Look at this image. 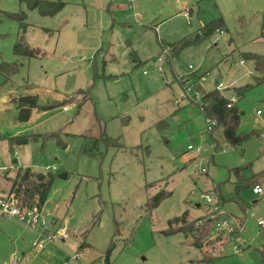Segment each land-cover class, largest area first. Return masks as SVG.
Here are the masks:
<instances>
[{"label":"rangeland","instance_id":"1","mask_svg":"<svg viewBox=\"0 0 264 264\" xmlns=\"http://www.w3.org/2000/svg\"><path fill=\"white\" fill-rule=\"evenodd\" d=\"M63 1L47 16L26 0H0V63H18L11 77L0 75V188L17 168L54 174L42 211L50 232L68 231L54 241L64 264H105L107 252L108 264H264V80L248 57L264 55V0ZM20 12L24 31L9 16ZM220 18L197 44L171 50ZM17 41L33 56L14 54ZM193 74L187 92L180 79ZM213 89L234 94L236 131L247 135L237 145L220 127L208 129L194 98ZM27 95L54 107L17 121L15 100ZM14 135L29 140L11 152L4 137ZM90 138L98 143L84 152ZM255 176L261 195L252 192ZM158 193L166 196L149 209ZM205 195H217L219 218L240 227L221 237L217 254L196 246L190 231H168L176 217L211 211ZM204 248L215 258L205 259Z\"/></svg>","mask_w":264,"mask_h":264},{"label":"trees","instance_id":"2","mask_svg":"<svg viewBox=\"0 0 264 264\" xmlns=\"http://www.w3.org/2000/svg\"><path fill=\"white\" fill-rule=\"evenodd\" d=\"M27 6L30 9H36L40 14L52 16L61 11L65 2L63 0H26ZM9 16L15 17L19 21L21 31H24L26 28V23L24 22L25 14L23 12L12 14ZM223 25V22L220 19L211 21L203 26H201L195 33L184 36L176 41H174L170 47L174 52L179 51L184 47H188L194 44H197L205 36L210 35L212 32L217 30ZM260 35L264 38V8L262 10L261 22H260ZM160 46L163 49L166 45L163 41H160ZM13 52L16 55L22 56H33V52L26 46H24L21 41H17L14 44ZM249 59L254 62V69L258 76L256 80H264V55L261 54H249ZM18 71V63L16 61L8 63H0V75L5 77H11L12 74ZM197 80L195 75L184 77L180 79L181 85L187 79ZM183 80V81H182ZM234 91L239 92L238 88H233ZM239 96L241 93H236ZM232 95L227 96L223 91L218 89L209 90L202 92L197 104L200 108V111L205 115L206 118H209L214 121V125L211 128L220 127L223 131V137L229 143L237 145L241 137L247 136L243 134L242 136L237 134L236 127L239 121L240 112L235 104V99L231 100ZM18 107V115L16 117L17 121L24 122L28 121L31 115L32 110L34 109H51L54 105L49 104L48 106H40L37 103V97L35 95H27L17 98L16 100ZM63 106L64 101L57 104V106ZM257 133L256 130H252L248 133V136L251 134ZM49 135V136H53ZM29 138L25 135H14L7 137L9 149L12 151L15 146L24 145L28 142ZM98 138H90L87 140L82 148L84 152H92L95 148L96 143H98ZM108 141V139H104ZM259 176H264V170L259 173ZM54 174L47 172L39 173L30 169L29 167L17 168L15 174L9 178V193H14L15 197L19 200L21 205L25 206H37L42 207L44 202L47 199L50 185ZM258 181V177H254L250 180L253 185ZM168 195V193H167ZM166 196L163 193H158L147 201L149 209L156 207L159 201ZM210 212L206 213L204 216H200L194 220H188L186 215L181 217H176L170 221V226L168 231L182 230L190 231L193 243L198 247H205L213 241L212 236H209L210 226L213 224V219L209 217ZM173 224H176L173 226ZM205 259L212 260L215 256L210 255L204 249ZM105 264H108V252L104 256Z\"/></svg>","mask_w":264,"mask_h":264},{"label":"built area","instance_id":"3","mask_svg":"<svg viewBox=\"0 0 264 264\" xmlns=\"http://www.w3.org/2000/svg\"><path fill=\"white\" fill-rule=\"evenodd\" d=\"M131 7V5L129 6ZM157 70L160 71L161 67L158 66ZM144 73H147L144 71ZM186 80V91H191V85L194 83H191ZM201 94L195 90L194 91V98L198 99L200 98ZM231 100H234V97H231ZM259 113V111H257ZM208 123V129H210L214 125V121L207 118ZM187 149L194 150L195 152H201V149L196 147L193 148L192 145H188ZM224 151V149L222 150ZM46 169H50V167L47 165ZM252 192L257 195H261L263 193V189L260 184H255L252 186ZM218 194V192L216 191ZM204 200L206 203H209L212 205V209L209 214V217L213 219V224L216 228V234L212 235L211 239L213 241H216L213 243L208 244L209 249L214 251V254H217L219 252L218 249L215 250L216 245H221V237L225 234L232 233L234 231L239 230V226L232 223L231 221L227 220L226 218H219L221 211H220V200L219 197L216 195V197L213 199L209 195H205ZM210 210V209H209ZM0 215L1 216H8V217H15L22 223H24L27 226H30L36 230V238L32 242V245L36 248L43 247L46 243H52L56 240H65L68 238V231L65 227L63 228H57L55 231L50 232L47 227V220L46 215L42 211V207L37 206H25L21 205L19 200L15 197L14 193H7L4 196H0ZM257 225L261 228H264V217L259 219L257 221ZM223 243V242H222ZM207 246V245H206ZM206 252H208L207 248H204ZM209 253V252H208ZM210 254V253H209ZM81 257V253H77L76 255L71 256L72 261H77ZM16 256H14V260L12 263H14Z\"/></svg>","mask_w":264,"mask_h":264},{"label":"crops","instance_id":"4","mask_svg":"<svg viewBox=\"0 0 264 264\" xmlns=\"http://www.w3.org/2000/svg\"><path fill=\"white\" fill-rule=\"evenodd\" d=\"M4 139L7 141V137H4ZM7 146L8 150L11 151L8 141ZM1 178H3V175H0ZM255 184H259V182ZM8 192L9 188L6 191L0 188V196H4ZM54 220L57 222L56 219ZM36 235L34 228L25 225L17 218L0 215V264H64L65 262L59 256L56 245L65 240L56 243H46L43 247L36 248L32 245ZM14 256L16 258L14 263H12Z\"/></svg>","mask_w":264,"mask_h":264},{"label":"water","instance_id":"5","mask_svg":"<svg viewBox=\"0 0 264 264\" xmlns=\"http://www.w3.org/2000/svg\"><path fill=\"white\" fill-rule=\"evenodd\" d=\"M13 162H15V160H14ZM59 176H61V177H65V176H66V174H64V173H61V174H59Z\"/></svg>","mask_w":264,"mask_h":264}]
</instances>
